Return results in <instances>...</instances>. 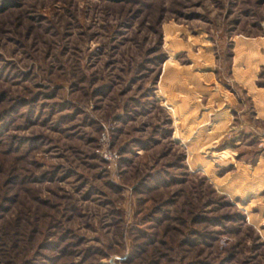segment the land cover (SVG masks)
Here are the masks:
<instances>
[{"label":"rangeland","instance_id":"374dc122","mask_svg":"<svg viewBox=\"0 0 264 264\" xmlns=\"http://www.w3.org/2000/svg\"><path fill=\"white\" fill-rule=\"evenodd\" d=\"M263 41L264 0H0V264H264Z\"/></svg>","mask_w":264,"mask_h":264},{"label":"crops","instance_id":"0c3cea01","mask_svg":"<svg viewBox=\"0 0 264 264\" xmlns=\"http://www.w3.org/2000/svg\"><path fill=\"white\" fill-rule=\"evenodd\" d=\"M238 46V45H237ZM248 47L247 45H245ZM261 46L264 47V41L261 42ZM237 51L236 56L233 58V64H234V80L238 85L244 87L246 93L250 96L252 101V106L254 109L255 118L259 121L264 123V91L261 89H257L253 86V81L255 78V74L253 73L254 70H252V61L251 58L248 57V55L241 53ZM207 57V56H206ZM205 57V58H206ZM207 60V59H206ZM258 65H264V58H259ZM257 65V66H258ZM170 71H166L168 74V77L173 78L180 77L181 70H178V72L174 69H169ZM167 77V76H166ZM184 78V77H183ZM185 79V78H184ZM210 77L209 76H203L201 78H196L194 75L187 76L185 80L186 83H191L193 85L192 91L190 90H184L181 93V98H179L181 103V109L188 110V105L191 101H194V90L198 91L200 95H205L206 99L208 98V103L215 104L216 106L220 107V113L219 117L221 119L220 125H226L225 122H228V118L226 117L225 113L227 112V109L232 105L233 98L230 96L221 95L218 90L210 91ZM185 83V84H186ZM203 83V84H202ZM185 88V87H184ZM168 104H172L170 101H173L172 97H168ZM207 103V104H208Z\"/></svg>","mask_w":264,"mask_h":264},{"label":"trees","instance_id":"16d2710c","mask_svg":"<svg viewBox=\"0 0 264 264\" xmlns=\"http://www.w3.org/2000/svg\"><path fill=\"white\" fill-rule=\"evenodd\" d=\"M110 1H112V2H119V1H123V0H110ZM256 84H257V86H259V87H262V88H264V82L263 81H256ZM2 98H0V101L3 99V96H1ZM21 103V102H20ZM240 106V105H239ZM12 159L14 160V159H16V157H12ZM171 241L172 240H169L168 242H169V244L170 245H172L171 244ZM174 254H175V252H174Z\"/></svg>","mask_w":264,"mask_h":264}]
</instances>
